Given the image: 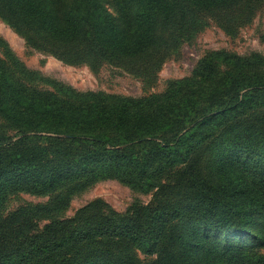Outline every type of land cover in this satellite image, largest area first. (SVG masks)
I'll list each match as a JSON object with an SVG mask.
<instances>
[{
    "label": "trees",
    "instance_id": "1",
    "mask_svg": "<svg viewBox=\"0 0 264 264\" xmlns=\"http://www.w3.org/2000/svg\"><path fill=\"white\" fill-rule=\"evenodd\" d=\"M110 1L121 25L99 0H0V18L32 48L96 68L136 61L168 26L180 39L202 16L236 20L244 3ZM0 119L15 131L0 132V264H140L133 250L148 264H264L263 56L209 51L189 77L135 98L28 69L0 37ZM105 180L153 200L57 217ZM20 193L50 199L5 213Z\"/></svg>",
    "mask_w": 264,
    "mask_h": 264
},
{
    "label": "rangeland",
    "instance_id": "2",
    "mask_svg": "<svg viewBox=\"0 0 264 264\" xmlns=\"http://www.w3.org/2000/svg\"><path fill=\"white\" fill-rule=\"evenodd\" d=\"M72 0H67L70 5ZM108 12L119 21L118 14L110 0H99ZM239 17L227 18L202 16L197 31L176 39L171 28L160 29L156 38L160 41L154 48L136 61L117 63L101 62L96 68L88 64L70 65L56 59L51 54L36 50L28 45L23 37L0 18L2 37L16 57L31 70L63 82L80 92H104L135 98L163 93L171 81L189 77L197 61L209 51L225 50L241 57L259 54L264 57V0H244ZM135 61V62H134ZM0 132L14 135L6 123L0 119ZM154 191L143 193L115 181H100L69 200L67 208L57 217L72 219L76 213L94 201H101L108 209L125 213L133 203L148 205L153 200ZM49 197H37L20 193L10 196L5 204V213H12L21 207L45 205ZM47 221L37 223L40 229ZM185 227H189V223ZM264 253V252H263ZM132 255L140 264L154 260L137 250Z\"/></svg>",
    "mask_w": 264,
    "mask_h": 264
}]
</instances>
